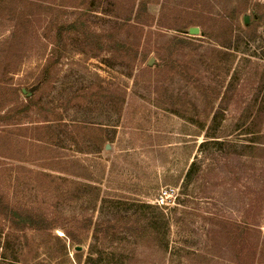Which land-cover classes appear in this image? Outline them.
I'll use <instances>...</instances> for the list:
<instances>
[{
	"label": "rangeland",
	"instance_id": "rangeland-1",
	"mask_svg": "<svg viewBox=\"0 0 264 264\" xmlns=\"http://www.w3.org/2000/svg\"><path fill=\"white\" fill-rule=\"evenodd\" d=\"M1 143L0 264H264V0H0Z\"/></svg>",
	"mask_w": 264,
	"mask_h": 264
},
{
	"label": "built area",
	"instance_id": "built-area-1",
	"mask_svg": "<svg viewBox=\"0 0 264 264\" xmlns=\"http://www.w3.org/2000/svg\"><path fill=\"white\" fill-rule=\"evenodd\" d=\"M171 197V191L166 190L162 192V195H160L159 199L157 200V204L159 206L168 205V200Z\"/></svg>",
	"mask_w": 264,
	"mask_h": 264
},
{
	"label": "trees",
	"instance_id": "trees-1",
	"mask_svg": "<svg viewBox=\"0 0 264 264\" xmlns=\"http://www.w3.org/2000/svg\"><path fill=\"white\" fill-rule=\"evenodd\" d=\"M3 148V144L1 143L0 144V149H2ZM1 156V155H0ZM63 231H65L66 232V230L65 229H63ZM66 234V233H65ZM65 236H67V234L65 235ZM73 243L75 244V245H78V244H81V241H76V240H74L73 239ZM253 253V252H252ZM78 255H77V258L79 259L80 258V254L81 253H77ZM251 254V253H250ZM94 255L91 253L90 254V256L88 257V259L86 260V262H85V264H90V262L93 260V257ZM77 261V263L78 264H80L81 263V261H80V259H79V261L78 260H76Z\"/></svg>",
	"mask_w": 264,
	"mask_h": 264
},
{
	"label": "water",
	"instance_id": "water-1",
	"mask_svg": "<svg viewBox=\"0 0 264 264\" xmlns=\"http://www.w3.org/2000/svg\"><path fill=\"white\" fill-rule=\"evenodd\" d=\"M247 21H248V19H246V22ZM199 33H200V29L198 27H192L190 29V34H192V35H199ZM81 249H82V247H80V246L76 247L77 251H80Z\"/></svg>",
	"mask_w": 264,
	"mask_h": 264
}]
</instances>
